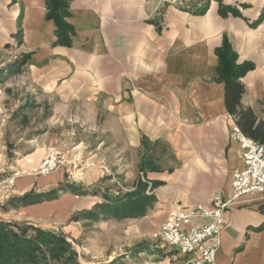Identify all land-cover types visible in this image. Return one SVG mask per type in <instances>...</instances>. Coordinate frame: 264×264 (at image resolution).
Masks as SVG:
<instances>
[{
    "label": "crops",
    "instance_id": "0c3cea01",
    "mask_svg": "<svg viewBox=\"0 0 264 264\" xmlns=\"http://www.w3.org/2000/svg\"><path fill=\"white\" fill-rule=\"evenodd\" d=\"M204 2L71 0L69 22L75 35L70 47H62L55 46L56 27L46 19L45 0H0V52L31 55L20 80L12 76L0 82V175L16 167L29 170L58 148L96 161L86 173L83 186L88 189L102 180H124L131 182L119 194L124 196L141 180L155 198L154 207L144 217L117 222L125 240L144 233L155 236L173 208L209 207L214 196L229 197L233 173L244 163L233 138L236 120L225 106V85L216 82V51L226 39L238 65L254 66L241 78L240 102L264 123V0H224L240 13L226 17L217 0H210L205 14H195ZM26 105L42 115L49 106V115L36 125L33 107L17 114ZM20 115L27 121L17 129ZM67 134L78 141H66ZM88 135L93 141L82 138ZM62 177L63 171L37 184L44 187ZM35 186L36 179L21 178L17 193L22 196ZM101 198L99 193H68L52 202L10 209L3 220L38 224L56 218L51 228L57 229L74 213L102 203ZM226 221L217 263L264 264V195L242 198L227 210ZM207 222L193 220L194 225ZM82 226L72 222L64 232L77 240ZM107 226L99 223L97 229ZM164 256L152 259H162L155 264L185 259L170 248Z\"/></svg>",
    "mask_w": 264,
    "mask_h": 264
},
{
    "label": "trees",
    "instance_id": "16d2710c",
    "mask_svg": "<svg viewBox=\"0 0 264 264\" xmlns=\"http://www.w3.org/2000/svg\"><path fill=\"white\" fill-rule=\"evenodd\" d=\"M17 0H13L16 2ZM47 5L46 19L55 24L57 41L55 46L70 47L75 30L70 24L71 0H45ZM219 2V13L226 17L229 13L239 16L240 13L233 7L226 6L224 0ZM210 0L200 5L195 14L206 13ZM262 21V16L252 25L257 26ZM22 32L17 33L20 39ZM219 59L216 82L225 85V106L227 111L234 115L236 125L240 131L252 140L264 143V123L258 122L251 108L241 105V96L244 87L241 83L248 72L254 69L252 64H237V54L230 43L225 39L221 48L217 49ZM31 55H21L20 60L14 66L15 73H19L30 60ZM147 184L141 180L133 192L124 196L105 195L104 202L96 204L92 210L83 211L73 216L72 222L91 220L95 222L114 218L117 220L134 219L144 217L148 210L154 207L155 198L146 193ZM61 193H73L79 196L90 195L88 190H82L77 186L53 191L49 194L28 193L21 198L9 201L5 209L28 206L58 198ZM149 250L145 245H139L134 251ZM77 252L68 242L63 233H52L35 228L28 224H13L0 220V264H79Z\"/></svg>",
    "mask_w": 264,
    "mask_h": 264
},
{
    "label": "rangeland",
    "instance_id": "374dc122",
    "mask_svg": "<svg viewBox=\"0 0 264 264\" xmlns=\"http://www.w3.org/2000/svg\"><path fill=\"white\" fill-rule=\"evenodd\" d=\"M21 56L14 54L12 50H6L0 52V82L3 80L8 79V77L15 76L14 78L16 80H20L23 76V69H20L19 73H15L14 66H16V63L20 60ZM32 108L35 109L34 105H26L25 107L19 109L17 112L22 113L24 112L25 108ZM24 110V111H23ZM45 110V114L42 115L37 108L32 111L31 110V121L34 122V124L39 125V123L44 122L45 118L49 115L50 112V107L47 106L43 108ZM15 114V116L17 115ZM21 116V115H20ZM17 116L18 118H15L16 126L17 129L25 125L24 122L27 121V119H24L22 116ZM65 127L67 128L66 131H70V127L68 128L66 125ZM55 129V127H52ZM21 129V128H20ZM34 132V131H33ZM18 136V133H17ZM63 138H66L65 140H71L74 143V138L76 141H78L77 136H72V134H67L64 135ZM82 138L85 141H93L92 136H82ZM73 139V140H72ZM62 145V144H61ZM70 145L69 143L66 144L65 146ZM51 152L58 153L61 156V165L59 169L47 176H41V175H35L34 174V169L39 166L35 165L32 166L29 170L26 169H20L16 167L15 169H12V171L3 173L0 175V220L5 221L6 215H8V212L10 209H18L20 207H26V206H19L18 208H7L5 209L6 204L15 199V198H21L24 195L28 193H34V194H49L53 191H58L61 189H65L70 186H77L82 190H88L89 194H96L99 193L100 196L102 197V201L104 202V196L105 195H112V196H117L120 193H125L124 189L127 190L128 187L131 186V182L125 183L124 180H122L121 184L117 183H109L106 180H102L95 188L88 189V187H84L85 181H82L81 183H74L70 179V175L73 174L79 167L82 165L87 164L88 162H96L94 160H90L84 157L77 158L76 155L72 156L69 150L61 151L58 148L56 150L50 151L48 154ZM47 154V155H48ZM46 155V156H47ZM45 156V157H46ZM44 157V158H45ZM43 158V159H44ZM15 159L13 158V153L9 151V162H12ZM42 159V160H43ZM41 163V162H40ZM95 164V163H94ZM93 168L87 169L86 173L88 170H92ZM114 170V168H113ZM63 171V177L61 182H47L46 186L40 187L39 180H42V182H46L47 180H50L53 176L57 175L58 173ZM21 178H33L36 179V186L35 189H32L31 191L25 193L22 196H19L17 193V181ZM86 179V176H85ZM84 179V180H85ZM117 182H120L119 176L117 175ZM68 193H61L57 199L60 197L66 195ZM72 194V193H70ZM74 195V194H73ZM55 199V200H57ZM52 200V201H55ZM52 201H45V202H52ZM102 202V203H103ZM32 204L28 206H34L38 204ZM87 211V210H86ZM89 211V210H88ZM83 212V211H82ZM80 212L74 213L65 223L56 228H51L52 225L55 226L57 222H55L56 218H46V220H37L38 224L35 222L30 221L29 222H24V223H16L15 221H11L9 223L13 224H28L31 225L35 228L49 231L55 234L58 233H63L68 242H70L73 246V249L77 252V259L79 264H155V263H162V259H152L154 256H161L160 258L165 257L164 255L167 254L168 252V247L161 241L155 238L154 232L146 234L144 233L143 235H138V237H131V240H125L126 236L124 233L121 232V227H120V220L114 219V218H109L108 220H103L99 222L91 221V220H84V221H79L83 223V232L82 235L80 236L79 239L74 240L72 239L69 235H67L64 232V228L66 226H69L70 223H72L71 219L73 216L77 215ZM6 216V217H4ZM108 221H116L115 223H108ZM7 222V221H5ZM106 223L105 231H99L97 229V226L99 223ZM118 222V223H117ZM55 223V224H54ZM36 225V226H35ZM140 236V237H139ZM123 238V239H121ZM139 245H145L149 250L147 251H134L136 247ZM85 247V251H83L81 248ZM85 252V253H84ZM87 252V253H86ZM173 252V251H170ZM144 260V261H143ZM156 260V261H155Z\"/></svg>",
    "mask_w": 264,
    "mask_h": 264
},
{
    "label": "built area",
    "instance_id": "2783aa9c",
    "mask_svg": "<svg viewBox=\"0 0 264 264\" xmlns=\"http://www.w3.org/2000/svg\"><path fill=\"white\" fill-rule=\"evenodd\" d=\"M233 138L240 144L244 167L233 173L230 196H214L209 207L198 205L193 210L173 208L155 235L168 248L185 257L179 264H218L217 252L221 234L227 225V210L246 196L264 195V143L248 138L238 127L233 130ZM61 162V156L51 152L34 169V174L47 176L57 171ZM94 167L93 162H88L71 174L70 179L81 183L86 170ZM194 219L208 222L194 225Z\"/></svg>",
    "mask_w": 264,
    "mask_h": 264
}]
</instances>
